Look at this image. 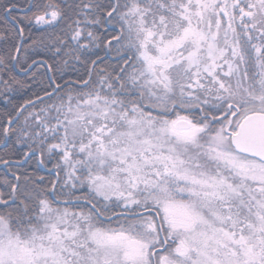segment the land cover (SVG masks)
Segmentation results:
<instances>
[{
	"label": "snow or ice",
	"instance_id": "snow-or-ice-1",
	"mask_svg": "<svg viewBox=\"0 0 264 264\" xmlns=\"http://www.w3.org/2000/svg\"><path fill=\"white\" fill-rule=\"evenodd\" d=\"M0 264H264V0H0Z\"/></svg>",
	"mask_w": 264,
	"mask_h": 264
}]
</instances>
